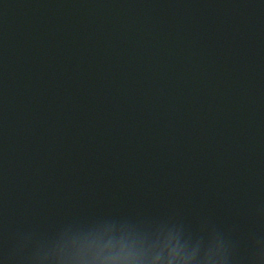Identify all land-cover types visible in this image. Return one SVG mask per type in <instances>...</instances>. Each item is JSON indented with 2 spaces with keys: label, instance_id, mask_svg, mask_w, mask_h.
I'll return each instance as SVG.
<instances>
[{
  "label": "water",
  "instance_id": "obj_1",
  "mask_svg": "<svg viewBox=\"0 0 264 264\" xmlns=\"http://www.w3.org/2000/svg\"><path fill=\"white\" fill-rule=\"evenodd\" d=\"M0 264H264V0H0Z\"/></svg>",
  "mask_w": 264,
  "mask_h": 264
}]
</instances>
